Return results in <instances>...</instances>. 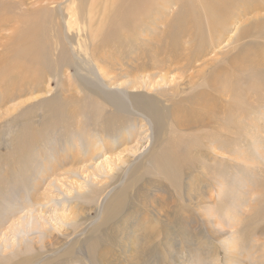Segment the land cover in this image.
<instances>
[{
    "label": "bare ground",
    "instance_id": "1",
    "mask_svg": "<svg viewBox=\"0 0 264 264\" xmlns=\"http://www.w3.org/2000/svg\"><path fill=\"white\" fill-rule=\"evenodd\" d=\"M7 1L4 3L7 4ZM118 1L120 0H87L84 9L82 0L11 1L10 4L14 8L28 12L29 19L28 16L23 17L28 19L25 21L29 22L30 27L15 36L17 39L15 53L10 54L5 48L8 50L4 54L5 60L9 58L16 66H20V69L27 65L30 68L35 67L39 72L44 71L47 80L42 79L36 83L35 79L30 85L19 83L20 88L15 86L16 88L9 89L10 91L6 93L2 90L3 87L7 88L5 79L10 78L8 82L13 81L15 85L20 79L19 71L6 73L5 69L0 74V79L4 82L0 86V90L3 91L0 95V106L14 101L25 93L38 91L37 93L49 96L53 92L50 74L57 78L67 77V83L59 79L62 88L60 102L63 106L53 107L55 110H51L54 116L58 115L62 118L56 120L60 122L59 124L55 122L56 125L70 126L67 123L71 118L77 120L82 116V121L76 123L79 125L82 123V131L86 135L87 123L84 117L94 113L99 121L96 123L87 121L96 127L92 128L93 132L88 130L89 135L95 134V138L83 136L84 146L80 148L79 145L75 147L76 149L67 146L64 147V152H61V147L58 149V153L54 155L55 162L53 161L58 166L72 160L82 162L84 165L88 161L95 160L99 155H110L120 148V143L126 151L125 147L133 135L135 137L131 141H138L141 134H138L137 129L132 131L129 125L128 132L123 130L120 135L118 146L114 145L115 141L112 142L105 137L106 128L102 127L101 130L99 125L103 120L104 125L110 119L118 120L116 113L131 115L128 118L121 116L126 121L132 118L142 123L144 133L149 134L152 148L150 147L147 152L148 155L142 154L133 159L125 157L122 162L128 167L121 169V172L112 177L115 180L114 187L107 192V199L103 198L101 211L90 224L94 225L92 235L102 232L100 237L96 234L97 240L90 242L89 261L94 263L98 260L100 264L105 262L106 254L102 246L106 238L103 236H106L110 230L103 231L104 228L117 219L120 221L124 211L133 210L136 211L135 216L127 223L132 234L130 240L134 243L135 235L139 234V240L149 242V246L143 249V255L152 252L153 264H162V258L169 250L163 227H171L177 231L185 229L189 232L200 225L204 226V222L205 225L210 223L205 216L204 221L200 223L194 215L197 198L195 194L205 193L204 189H199L200 176L204 178L205 186L209 188L213 185L209 180L210 177H207L208 172H205L203 167L205 158L211 154L208 149H218L220 153H225L226 138L232 132V127L237 130L243 127L240 118L254 119L264 116V0H125L111 22L108 17L110 11L115 10ZM53 2L57 5L51 10L49 5ZM46 3L49 5H45ZM173 5L178 8L175 15L169 13L165 17L164 13L174 8ZM160 15L164 18L162 19ZM109 24H111L110 31L122 34V40L124 39L123 44L120 43L121 37L116 36L117 34L111 39L113 45L114 43L117 45L115 48L119 56L126 50L125 45L137 46L139 54L133 59L134 61L125 63L117 54L120 60L115 59L116 64L111 63L113 66H108L109 57L101 55L104 52L108 54L107 39L101 32L105 31ZM2 31L3 25L0 22V33ZM129 32L139 34V37H143L142 40L127 42ZM2 35L0 34V40L3 38ZM88 41L91 43V48L94 46L95 50L97 49L96 57H93L92 52V57L88 56L90 55L88 50L91 49ZM82 52L86 55L83 56ZM42 54H48V57L52 55L56 65L52 67L50 61L47 66H43L45 63L40 65ZM110 54L112 55V52ZM129 64L132 71H135V78L120 81L122 74L118 72V67ZM70 65L76 69L78 86L73 82L72 74L67 69ZM27 69L24 68L25 71ZM131 74L133 73L130 72L129 75ZM22 80H25L24 76ZM8 84L14 85L11 82ZM135 88H143L145 91H137ZM73 90L82 91V99L74 95ZM70 91L73 93H69ZM86 93L91 95L87 94L88 98H85ZM80 100H82V108L79 103L73 109L70 108V104ZM99 102L105 109L104 113L101 110L98 116V106L94 103L99 104ZM18 106L20 104H14L4 115H8L10 120L16 122L21 115ZM104 114L108 116L105 117ZM210 126L212 128L209 135H218L219 140L197 135ZM102 132L104 136L100 137L101 139L97 138L96 134ZM184 138L192 139L194 142L183 141ZM179 147H187L185 154L180 152ZM212 156H215V153H212ZM55 166L54 171L53 169L45 171L49 175H59L60 168ZM171 168L180 171L183 169L186 174L183 185L186 189L187 205L183 204L182 198H174V195H171L178 205V211L175 209L171 211L167 208V203L155 202V199L145 200V196L149 197L148 192L160 193L161 190H154L156 187L166 190L164 181L157 179L161 174L177 185L174 192L178 193L177 189L181 185L173 179L175 175L172 176L171 173L174 171ZM109 169L111 171V168ZM147 169L152 171L156 169L155 173L160 175L157 178L148 177L145 175ZM82 172L84 173V169ZM94 194L97 195L98 192ZM142 208L146 210L147 215L140 214ZM149 210L155 211L154 216L157 214V218L164 222V226L156 217L154 218L157 225L148 220L149 215L153 216L149 214ZM77 218L74 213L72 220L78 222ZM64 229L68 231L71 227ZM63 234L68 233L63 232ZM57 238L53 237L51 240ZM177 239L179 240L178 237ZM177 239L171 238V244L180 243ZM73 244L74 242L70 244V248L64 249L65 255L74 253ZM79 244H82V241ZM176 256L177 253H174L173 258Z\"/></svg>",
    "mask_w": 264,
    "mask_h": 264
},
{
    "label": "rangeland",
    "instance_id": "2",
    "mask_svg": "<svg viewBox=\"0 0 264 264\" xmlns=\"http://www.w3.org/2000/svg\"><path fill=\"white\" fill-rule=\"evenodd\" d=\"M4 1L7 0H1L0 2V17L2 16L0 22L3 25V31L0 34L4 35H2L3 38L0 40V74L6 69V73L8 71L14 73L19 71L20 80H22V76L25 77V80H19L16 85L14 84L15 82L10 81L14 84L12 86L8 84L10 83L8 82L10 78H6L5 84H7V88L2 86V90L8 93L9 89L18 86L20 88L19 83L30 85L34 83L35 79L37 83L42 79L47 80V78L45 73H43L44 71L39 72L35 67L30 68L24 65V68L27 69L28 67L25 71L23 67H21L23 69H20V66H16L9 58L5 60L6 56L4 54L6 51L9 50L10 54L15 53L17 48L16 35L22 34V30H27L30 25L28 21H25L29 19L28 12L22 9L18 10L17 7L14 8L10 4L14 0H8V5ZM124 1H118L114 7L115 10L110 11L108 19L111 22L123 6L122 4L125 3ZM86 2L87 0H82L83 9ZM48 3L45 5L48 6ZM56 5L57 3L53 2L49 7L53 10V6ZM173 6L174 8L172 7L170 11L168 9L167 13H164L165 17L169 13L172 16L175 15L178 8L176 5ZM20 12L23 14H20ZM23 16H28V19H24ZM162 16L160 15L163 19L164 16ZM110 25L106 27L105 31L101 32L106 36L108 48V54L106 55L104 52L101 55L104 54L105 57H109L110 61L107 62V58H105V61L107 64L109 63L108 66H113L111 63L116 64L115 59H120L116 56L118 54L117 48H115L117 45L115 43L113 45L111 40L117 33L110 31ZM127 35V42H137V39L142 40L143 38L139 37V34H132V32ZM116 36L121 37L119 40L123 44L122 34L118 33ZM88 45L91 48L90 41H88ZM125 46L126 50L120 56L118 54L119 58L121 57L125 63L134 61L133 59L139 54L137 46ZM5 48L8 50H5ZM92 48L88 50V52L90 51L88 56L92 57L93 54V57H96L98 51L97 49L95 50L94 46ZM133 50L134 52L132 53ZM111 52L112 55L110 54ZM82 55H86L85 52H82ZM128 57L131 58L128 59ZM49 61L52 67L56 65L52 55L49 57L48 54L41 55L40 65L45 63L43 66H47ZM53 69L55 70V68ZM67 69L72 74L73 82L78 86L76 69L71 65L67 66ZM118 72L122 74L120 81L124 82L135 78V71H132L130 64L119 66ZM130 72L133 74L129 75ZM59 79L65 80L64 82L67 83V77L59 76L57 78L50 74L53 92L49 96L37 93L38 91L36 93H25V95L18 97L14 101L0 106V264H100L98 260H95L94 263L89 261L90 242L97 240L96 236L100 237L102 232L92 235L94 228V225H90L93 221L92 219L99 214L103 198L106 200L107 192L114 187L115 180L112 177L121 172V169L128 167L127 164H123L122 160L125 157L138 158L139 155L146 154L152 148L149 134L144 133L145 129L142 128V123L132 118H129L131 122L129 120L126 121L121 116L128 118L131 115L125 116L123 113L118 112L116 113L118 120H109L108 117L106 120L107 122L109 120V122L104 125L103 120L99 127L101 130L102 127L106 128L105 137L112 142L115 141L113 142L115 146L119 145L118 139L122 132H128V125L133 129L132 131L137 129L138 134H141L140 139L131 141L135 137L133 135L125 147L126 151H124V147H121L122 143H120V148L110 153V155H99L95 160L88 161L84 165H82V162L78 163L77 161L74 162V160L69 163H63L64 165L61 163L62 166L59 164L60 167L54 164V155L58 153L60 147L61 152H64L63 149L67 146L75 148L80 145L81 148L82 145L84 146L83 136L88 135L92 139L93 137L95 138V134L89 135L88 130L93 132L92 128L96 127L88 122L94 121L96 123V121H99L94 113L84 117L87 123L86 135L82 131V123L81 125L76 123L82 121V116L80 117L81 119L77 120L71 118L70 122L67 123L70 126L65 124L56 125V120L62 118L58 115L54 116L51 110L53 107L61 108L63 106L61 105L62 102H60V99H62L60 98L62 88L60 87ZM0 80L2 81V79ZM3 84L4 82L2 81L0 86ZM136 90L145 91L143 88ZM3 91L0 90V95ZM73 91L69 93H73ZM129 91H132V89H129ZM87 94L91 95L86 93L85 98H88ZM74 95H78L82 99V91H75ZM78 103L82 108V100L70 104V108L73 109ZM14 104H20L18 112L21 115L16 122L10 120L8 115H4ZM94 104L98 106V116L101 114V110L104 113L105 108L100 102L99 104ZM104 115L105 117L108 116ZM239 120L242 122L243 127L240 130L232 127V132L226 138L225 153H220L218 149L210 148L208 151L211 154L204 161V170L208 172L207 177L212 178V180L210 178L209 180L212 181L213 185L209 188L205 186L204 178L200 176L199 189H204L205 193L195 194L197 198L194 215H196L200 223L204 221V216L209 219L210 223L205 225L206 222H204V226L200 225L194 231L189 232L185 229L177 231L171 227H163L165 228L164 238H166L169 250L165 252L166 256H163L162 264H264V116L254 119L242 117ZM123 126L128 128H123ZM211 128V126L207 127L197 135H205L219 140L218 135H209ZM86 129L84 130L86 131ZM103 136V132L96 134L99 139ZM179 139L181 140V138H176V140ZM182 140L194 142L192 139L187 138ZM186 148L179 147V150L182 154H185ZM212 153H215V156H212ZM219 156L221 157L219 158ZM54 166L58 169L60 168L59 175H49L45 171L46 169L47 171H52V169L54 171ZM109 168H111V171ZM83 169L84 173L82 172ZM171 169L174 171V173H171L172 176L174 177L175 175L173 179L177 180L178 184L181 185L177 189L178 193L174 192L175 188H177L175 183L170 182L162 174H159L160 176L157 175L158 173H155L157 172L156 169L154 171L147 169L148 171H146L145 175L153 178L159 176L157 179L164 181L166 190L165 188L156 187L154 190H161L160 193L148 192L147 195L149 197L145 196V200L155 199V202L167 203L166 206L171 211L174 209L178 211V205L174 198H182L183 204L187 205L188 203L186 200L187 195L185 194L186 189L183 185L184 180L186 181V174L183 169H181L182 171ZM95 192H98V194L95 195ZM171 195H174V198ZM163 196L165 197L163 198ZM145 211L144 209L141 210L140 214L147 215ZM135 212L133 210L124 211L120 221L117 219L114 223H109L104 228L103 231H110L106 233V236H103L106 241L102 246V250H104L106 255L104 257L105 262L102 264H153L152 252L145 256L143 255V249L147 245L149 246V242L145 243L139 240V234L135 235L134 243L130 240L132 234L127 223L134 218ZM149 212L153 216L149 215L148 220L156 224L154 217L157 218V214L154 216L153 212L155 211L149 210ZM74 213L78 217V222L72 220ZM156 213L158 212L156 211ZM157 220L164 226L162 220L158 218ZM67 227H71V229L65 230L64 228ZM63 232L68 234L64 235ZM53 237L57 239L51 240ZM171 238H176L180 243L171 244ZM190 239H192L191 242ZM81 241L82 244H79ZM72 242L75 245L74 253L65 255L64 249L70 248ZM174 253H177V256L173 258Z\"/></svg>",
    "mask_w": 264,
    "mask_h": 264
}]
</instances>
